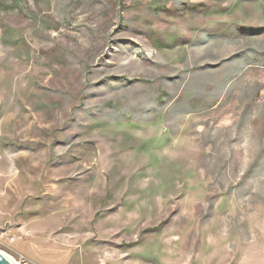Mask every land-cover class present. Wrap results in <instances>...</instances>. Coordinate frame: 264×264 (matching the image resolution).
<instances>
[{
  "label": "rangeland",
  "instance_id": "rangeland-1",
  "mask_svg": "<svg viewBox=\"0 0 264 264\" xmlns=\"http://www.w3.org/2000/svg\"><path fill=\"white\" fill-rule=\"evenodd\" d=\"M0 253L264 264V0H0Z\"/></svg>",
  "mask_w": 264,
  "mask_h": 264
},
{
  "label": "water",
  "instance_id": "water-1",
  "mask_svg": "<svg viewBox=\"0 0 264 264\" xmlns=\"http://www.w3.org/2000/svg\"><path fill=\"white\" fill-rule=\"evenodd\" d=\"M0 264H16L13 262L10 258H8L6 255L0 253Z\"/></svg>",
  "mask_w": 264,
  "mask_h": 264
}]
</instances>
